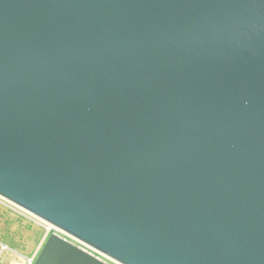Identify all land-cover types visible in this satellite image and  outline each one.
Returning a JSON list of instances; mask_svg holds the SVG:
<instances>
[{
    "label": "water",
    "instance_id": "95a60500",
    "mask_svg": "<svg viewBox=\"0 0 264 264\" xmlns=\"http://www.w3.org/2000/svg\"><path fill=\"white\" fill-rule=\"evenodd\" d=\"M0 195L123 264H264V0H0Z\"/></svg>",
    "mask_w": 264,
    "mask_h": 264
},
{
    "label": "rangeland",
    "instance_id": "374dc122",
    "mask_svg": "<svg viewBox=\"0 0 264 264\" xmlns=\"http://www.w3.org/2000/svg\"><path fill=\"white\" fill-rule=\"evenodd\" d=\"M2 214H6L10 220L3 222L0 216V247L7 246L8 252L15 259L22 258L27 262L29 258L38 255L46 239L53 234L50 232L46 237L44 224H36L28 216L20 215L16 209L9 208L0 200V215Z\"/></svg>",
    "mask_w": 264,
    "mask_h": 264
},
{
    "label": "built area",
    "instance_id": "2783aa9c",
    "mask_svg": "<svg viewBox=\"0 0 264 264\" xmlns=\"http://www.w3.org/2000/svg\"><path fill=\"white\" fill-rule=\"evenodd\" d=\"M0 200L2 202H4V204L7 205L9 208L16 209L20 215L28 216L36 224H38L40 226H42V224H44V227L46 230V237L50 234V232H52L53 234H55V235L63 238L64 240L72 243L73 245L77 246L81 250H83L86 253L96 257L97 259L101 260L102 262H104L106 264H123L120 261L114 259L113 257L99 251L94 246L70 235L69 233H67L64 230H62L61 228L53 225L52 223H50L48 221L46 222V220L44 221V219H42V218L38 217L37 215L23 209L22 207L18 206L17 204L13 203L12 201L6 199L5 197H3L1 195H0ZM36 256H37V254L34 255L33 257L29 258L27 260V264H33Z\"/></svg>",
    "mask_w": 264,
    "mask_h": 264
},
{
    "label": "crops",
    "instance_id": "0c3cea01",
    "mask_svg": "<svg viewBox=\"0 0 264 264\" xmlns=\"http://www.w3.org/2000/svg\"><path fill=\"white\" fill-rule=\"evenodd\" d=\"M2 217L1 221H9L10 218L6 215V214H2L0 215ZM9 249H7L6 247H0V264H27V262H25V259L22 258H14V256L12 257L11 253L8 252Z\"/></svg>",
    "mask_w": 264,
    "mask_h": 264
}]
</instances>
